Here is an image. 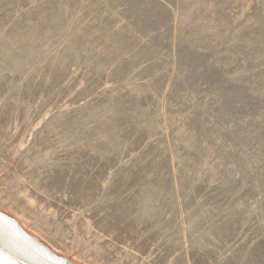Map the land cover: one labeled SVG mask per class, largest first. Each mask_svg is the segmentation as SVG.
I'll return each instance as SVG.
<instances>
[{
	"label": "rangeland",
	"instance_id": "1",
	"mask_svg": "<svg viewBox=\"0 0 264 264\" xmlns=\"http://www.w3.org/2000/svg\"><path fill=\"white\" fill-rule=\"evenodd\" d=\"M0 212L74 264H264V0H0Z\"/></svg>",
	"mask_w": 264,
	"mask_h": 264
},
{
	"label": "bare ground",
	"instance_id": "2",
	"mask_svg": "<svg viewBox=\"0 0 264 264\" xmlns=\"http://www.w3.org/2000/svg\"><path fill=\"white\" fill-rule=\"evenodd\" d=\"M15 227L0 216V264H69L51 256L14 233Z\"/></svg>",
	"mask_w": 264,
	"mask_h": 264
},
{
	"label": "water",
	"instance_id": "3",
	"mask_svg": "<svg viewBox=\"0 0 264 264\" xmlns=\"http://www.w3.org/2000/svg\"><path fill=\"white\" fill-rule=\"evenodd\" d=\"M0 216H1V218H4V220H6L7 222L11 223L15 227L16 231H14V233L17 235L18 238L21 239L22 242H24V240L27 241V242H30V243L34 244L36 246V248H39L40 250L44 251L45 253H47V254H49L51 256L57 257L59 259L67 260V262L69 264H74V263L70 262L68 259L62 258V257L54 254L45 245L40 243L37 239L31 237L27 232H25L19 226V224L14 219L8 217L7 215H5V214H3L1 212H0Z\"/></svg>",
	"mask_w": 264,
	"mask_h": 264
}]
</instances>
